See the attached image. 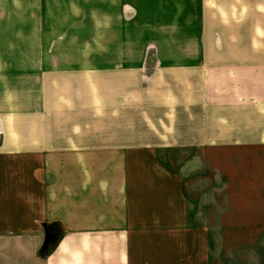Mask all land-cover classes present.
Instances as JSON below:
<instances>
[{"label":"crops","instance_id":"obj_1","mask_svg":"<svg viewBox=\"0 0 264 264\" xmlns=\"http://www.w3.org/2000/svg\"><path fill=\"white\" fill-rule=\"evenodd\" d=\"M194 163L264 229V0H0V264H202Z\"/></svg>","mask_w":264,"mask_h":264},{"label":"rangeland","instance_id":"obj_2","mask_svg":"<svg viewBox=\"0 0 264 264\" xmlns=\"http://www.w3.org/2000/svg\"><path fill=\"white\" fill-rule=\"evenodd\" d=\"M53 41L55 42V46H63L59 40ZM83 42L81 39L74 40L71 46L79 47L88 44V47H110L112 45L110 40L100 42L87 40V42ZM80 43L83 44L80 45ZM185 165H190L191 167V164ZM195 166H197L196 163L192 164L194 168L193 174H191L190 167L185 170L189 174L185 177L184 183L185 190L187 191V195H184L187 202L185 212L186 226L184 229L198 233V236L195 238L197 245H199L198 251L200 252L202 264H264V259L262 261L255 260L254 256L257 246L259 250L264 246L262 244H255L256 240L263 241L264 229L215 227L216 225L224 224V222L219 220L223 212L217 211L215 208L216 204H219L220 208L223 207L224 197H211V167H208V163H200L197 173H195ZM196 177H198V180H196ZM192 181L193 183L191 184ZM192 185L193 192L190 189Z\"/></svg>","mask_w":264,"mask_h":264}]
</instances>
